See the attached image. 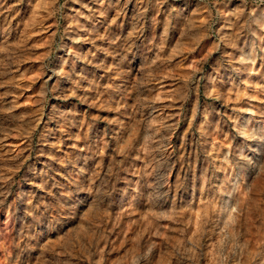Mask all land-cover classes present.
I'll return each mask as SVG.
<instances>
[{"label":"rangeland","instance_id":"rangeland-1","mask_svg":"<svg viewBox=\"0 0 264 264\" xmlns=\"http://www.w3.org/2000/svg\"><path fill=\"white\" fill-rule=\"evenodd\" d=\"M0 264H264V0H0Z\"/></svg>","mask_w":264,"mask_h":264}]
</instances>
